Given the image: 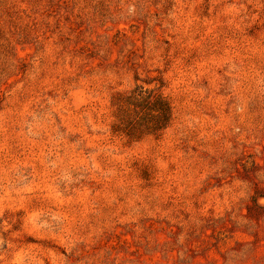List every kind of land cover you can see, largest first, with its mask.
<instances>
[{
	"label": "rangeland",
	"instance_id": "1",
	"mask_svg": "<svg viewBox=\"0 0 264 264\" xmlns=\"http://www.w3.org/2000/svg\"><path fill=\"white\" fill-rule=\"evenodd\" d=\"M0 264H264V0H0Z\"/></svg>",
	"mask_w": 264,
	"mask_h": 264
},
{
	"label": "trees",
	"instance_id": "2",
	"mask_svg": "<svg viewBox=\"0 0 264 264\" xmlns=\"http://www.w3.org/2000/svg\"><path fill=\"white\" fill-rule=\"evenodd\" d=\"M113 134L139 141L143 137H160L172 121V107L160 93L137 87L113 98Z\"/></svg>",
	"mask_w": 264,
	"mask_h": 264
}]
</instances>
